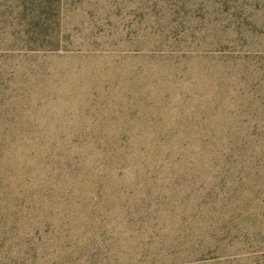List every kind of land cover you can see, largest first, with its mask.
Wrapping results in <instances>:
<instances>
[{
  "label": "rangeland",
  "instance_id": "rangeland-1",
  "mask_svg": "<svg viewBox=\"0 0 264 264\" xmlns=\"http://www.w3.org/2000/svg\"><path fill=\"white\" fill-rule=\"evenodd\" d=\"M0 264H264V0H0Z\"/></svg>",
  "mask_w": 264,
  "mask_h": 264
}]
</instances>
